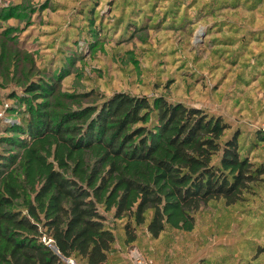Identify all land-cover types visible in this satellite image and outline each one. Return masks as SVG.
Masks as SVG:
<instances>
[{"label": "rangeland", "instance_id": "rangeland-1", "mask_svg": "<svg viewBox=\"0 0 264 264\" xmlns=\"http://www.w3.org/2000/svg\"><path fill=\"white\" fill-rule=\"evenodd\" d=\"M115 93L220 115L264 163V0H0V138L40 103L54 120ZM137 235L128 251L159 263L264 264V180L244 202L202 208L190 233Z\"/></svg>", "mask_w": 264, "mask_h": 264}, {"label": "trees", "instance_id": "trees-1", "mask_svg": "<svg viewBox=\"0 0 264 264\" xmlns=\"http://www.w3.org/2000/svg\"><path fill=\"white\" fill-rule=\"evenodd\" d=\"M49 86L26 92L48 96ZM45 108L0 138L11 148L0 151V264H107L110 221L122 224L128 248L141 226L153 240L190 233L202 208L244 202L264 180L240 134L226 136L230 125L200 108L126 93L54 120Z\"/></svg>", "mask_w": 264, "mask_h": 264}, {"label": "crops", "instance_id": "crops-1", "mask_svg": "<svg viewBox=\"0 0 264 264\" xmlns=\"http://www.w3.org/2000/svg\"><path fill=\"white\" fill-rule=\"evenodd\" d=\"M119 223V222H118ZM115 235V251L108 257L107 264H132L128 255V246L125 245V234L122 229V225L120 226V230L116 233V230H113ZM138 241V238L136 242ZM133 243V246L136 244ZM150 259V258H149ZM152 261L159 263L153 259ZM159 264H168V263H159Z\"/></svg>", "mask_w": 264, "mask_h": 264}, {"label": "built area", "instance_id": "built-area-1", "mask_svg": "<svg viewBox=\"0 0 264 264\" xmlns=\"http://www.w3.org/2000/svg\"><path fill=\"white\" fill-rule=\"evenodd\" d=\"M42 240L46 244H48L50 242V240H46L45 238H43ZM128 255H129V258H130L132 264H159V263L152 261L148 257L144 256L143 254H141L137 250H130L128 252ZM62 260H63L64 264H80L79 262H77L75 259H73L71 257L62 258Z\"/></svg>", "mask_w": 264, "mask_h": 264}]
</instances>
